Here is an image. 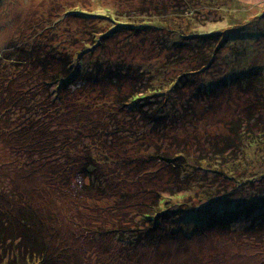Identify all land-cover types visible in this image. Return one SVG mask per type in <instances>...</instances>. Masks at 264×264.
Masks as SVG:
<instances>
[{"label": "trees", "instance_id": "1", "mask_svg": "<svg viewBox=\"0 0 264 264\" xmlns=\"http://www.w3.org/2000/svg\"><path fill=\"white\" fill-rule=\"evenodd\" d=\"M124 1L128 0H121ZM181 1L153 0V6L159 2L181 6ZM203 1L200 8L194 6L195 16L205 8L212 9V2L218 0ZM137 3L145 11L149 9L146 0ZM184 4L189 5L187 1ZM215 9L217 13V5ZM185 11L178 16L165 6V21L172 20L168 28L167 23L155 14L149 18L142 12L138 18L124 15L118 20L120 15L116 8L106 12L75 9L80 23L75 32L67 35L70 40L66 43L62 44L59 34L47 28L29 34L21 49L26 54L22 64L28 63L29 67L38 69L37 74L45 80L46 86L55 90L54 97L49 90L38 96L32 86H38L41 81L34 78L31 86L20 70L16 72L6 67L2 52L0 92L9 93L10 83L22 89L19 85L22 74L26 84H23L24 92L17 94L13 102L18 107L13 121L0 127V141L4 138L8 141L10 133H15L11 157L15 155L18 160L14 157V162L5 161L2 165L7 167L12 163L14 168L18 161L24 176H33V171L39 173L41 170V188L34 187L32 192H26L25 197L13 206L6 200L0 201V255L4 257L0 264L74 263L75 253L73 255L72 248L67 245V236L63 242L57 241L60 216L53 215L56 209L50 211L53 203L46 201L49 199L46 194L57 191V195H61L69 188L73 169L81 171L88 180L85 189L96 188L94 194L104 200L103 204L94 197L83 198L80 202L79 211H97L93 218V223L97 224L92 226V233L98 237L102 232L113 237L124 236L127 247L133 248L126 256L122 254L125 246L119 251L112 246L107 249L111 258L107 263L101 259L99 264H140L144 260L141 254L146 250L145 243L148 246L157 243L155 246L161 255L158 240L165 239L166 234L193 239L195 235L202 236L204 231L215 229L220 233L224 228L234 226L237 219L244 221L238 231L244 236L235 244L250 245L249 251L257 250L264 258V170L261 172L264 168V99L260 97L264 96V57H260L264 56V25L261 39L249 41V45L253 44L259 51L250 54L248 42L238 39L242 35H229L220 41L218 35L221 32L202 33L207 23L197 20L199 16L194 18L187 7ZM154 30L158 31L154 39L130 41L133 37L138 38L139 32L149 34ZM119 32L125 33L122 42ZM152 43L153 46L144 49ZM187 43H197L200 47L197 52L203 51L200 54L203 64L198 72L190 66L192 59L186 63L173 61L176 52L179 55ZM224 45L229 48L228 52L218 56L217 51ZM134 48L135 55H128ZM193 56L195 58V54ZM20 57L18 49L11 55L16 66L20 65L17 60ZM148 98L154 100L150 107L145 103ZM218 99L237 112L227 123L215 115L214 109L222 104ZM29 100L33 101V107L40 104L43 109L46 104L51 107L42 113L27 112ZM252 121L255 131L249 127ZM47 123L60 138L71 134L73 142L59 143L54 152H48ZM240 123H244L245 131H239ZM224 125L231 133L225 134ZM217 126L221 127V133L217 132ZM257 127L260 128L258 131ZM32 128L33 135L30 133ZM79 140L86 146L85 150L78 149L84 147ZM74 141L78 143L76 149ZM226 143L236 148L228 151L221 148ZM142 162L152 167L148 171L151 175L161 166L167 168L168 192L184 184V194L173 192L178 200L176 203L169 204V198L163 196L166 190L157 185L160 191L136 189L132 190V197L128 196L125 185L140 183L147 174L142 171ZM217 173L237 182L242 179L251 182L249 174L252 173L253 178H262L257 181L262 185L256 196L248 193L254 192L249 188L254 185L252 183L247 186V191L237 192V195H233L234 190H225L220 195L212 187L215 179L211 177ZM2 189L5 192L7 186L0 187ZM151 194L156 200L141 209L150 202ZM33 195L38 196V200ZM186 196L197 203H188ZM133 197L140 198L131 205L127 199ZM168 205L178 209L167 215L172 211L166 212ZM123 207L129 214L123 221L111 223L104 231L97 227L101 222L118 217V210ZM135 214L142 222L132 219ZM6 252L8 255L4 256ZM211 255L210 264L246 263L235 260L231 254L224 260L216 259L214 252ZM84 261L79 258V264H85Z\"/></svg>", "mask_w": 264, "mask_h": 264}, {"label": "rangeland", "instance_id": "2", "mask_svg": "<svg viewBox=\"0 0 264 264\" xmlns=\"http://www.w3.org/2000/svg\"><path fill=\"white\" fill-rule=\"evenodd\" d=\"M139 1L141 0H128L124 2H121V0H0V56L3 52V63L6 64V67L11 69L13 68L16 72L17 70H20L26 76L25 81L31 86L32 82L34 81V78L41 81L38 86H32V90L34 89L38 91V96H40L42 93H45L44 90H49V93H51V95L54 97L56 93L55 90L52 86L48 84L46 86L45 80L41 78L39 74H37L38 69H34L33 66L29 67V65H27L28 63L22 64L26 58V54L22 52L21 49L24 46L23 44L26 43L25 38L29 34H33L34 32H36V30H40L41 28H47L48 31L50 30L56 35L59 34L60 39L62 40V44L69 41L70 39L67 37V35L71 34V32H75V27H77L78 23H80L77 19V16L74 14L75 9L77 11L87 10L94 12H106L108 9L116 8L117 12H119L120 15L118 16V20H120V17L124 15H133L134 18H138L137 16H139L140 13L145 12V15L149 18L151 17V14H155L157 17H160L164 20V22L167 23L168 28H170L169 22L172 24V20L165 21V6L166 10L171 9V11L175 15H178V13L182 14L186 12L185 7H187L188 11L192 13L191 15L194 18H197L199 16L197 20H203L207 23L206 25H204V32L202 33H208L210 31H219L221 32L218 35L220 41L229 35V37H231L235 34H240L242 35V37H238V39L245 40L246 42H248L247 44L249 45L250 40L253 42H257L262 37L261 27L264 25V0H218L215 3L212 2V9L209 7L208 4H206V7L209 8L203 9V12L200 14L197 13L196 16L194 15V13H196V10L193 11V8L194 6L198 8L203 6V0H185V2L187 1V3L189 4L188 6H186L187 4H184V0L181 1V6H178L176 4L171 6L167 5V3L165 5V2H169L170 0H165V2H159L158 4L153 6V0H146V3L149 6V9L147 8L146 11L143 7H139L141 6L137 3ZM212 4L210 3L211 6ZM216 5L218 7L217 13L215 9ZM191 8L192 10H189ZM134 20L136 22V19ZM175 20L180 21V19ZM193 25L194 27L196 26L195 24ZM163 32L165 33V29H163ZM123 34L125 33H118L119 36L121 35V42L124 40ZM138 34V38L133 37L132 39H130V41L137 43L141 38L147 39V37H152L154 39V37L158 36V31L154 30L153 33L149 34L139 32ZM159 37L161 36L159 35ZM227 39L228 41H231L229 40V38ZM153 45L154 43L144 47V49ZM226 45L222 46L220 50L217 51L218 56L228 52L229 48ZM252 45L253 44L249 45L248 47V51L250 52V54H254L255 52L259 51L258 48H255ZM199 48L200 47L197 43H187L181 48V52L179 55L178 52H176V58L173 61L175 63H186L190 62L192 59L190 66H192V68H194L198 72L202 67L201 64H203L201 60L202 56H200V54H203V51L199 50L197 52ZM17 49L18 52L21 54L20 58H16L18 61H20V65L18 66H16L15 61H13L15 60V58H11V55H15ZM135 53L136 48L130 50L128 55L134 56ZM145 53L151 54L150 51H146ZM194 54L195 58L193 56ZM260 57L264 56L261 55ZM219 59L221 65L223 56H221V58ZM1 62L2 61L0 60V63ZM184 65L185 64H182V66ZM175 72L178 74V71ZM3 74H7V72H3ZM23 74L22 77H20L19 83L22 89L23 84H25ZM10 86L11 87L9 93L0 92V127H5L7 124L13 121V114L16 115L18 112V107L17 105H13V102L16 100L17 94H19L20 92H24V89H20L19 86L16 84L10 83ZM260 97L264 99V96ZM218 100L221 101V99ZM155 101L158 103L161 102V100ZM152 102H154L153 99H146V107H150V103ZM221 103L222 104L218 105V107L214 109V112H216L215 115L218 116L217 118H223L225 120V123H227V120L230 121L231 118L237 115V112H233V107L225 106V103L222 101ZM24 104L25 101L22 104V111L24 110ZM26 106V111L31 113H42L44 109L51 107L48 106V104H46V107L44 109L41 107V104L38 105V107H33L32 100L26 102ZM243 125L244 123H240L239 131H245V127L243 128ZM46 127L47 134H45V136L49 138V140H47L48 152H54L55 149L58 148L57 144L59 143L64 144L66 142L67 144V142H73L74 137L71 134H69L68 137L64 135V138H60L59 133L55 131V129L51 126L50 123H47ZM249 127H251L253 131L256 130L254 121L249 123ZM224 128L225 134L231 133L230 130H226V125H224ZM257 128L258 131L260 128ZM220 129L221 127L217 126V130H219L217 132L221 133ZM30 133L31 135H33V128L32 130H30ZM14 135V132L10 133L8 141L5 138L0 141V187L7 186V190L5 192L3 191V189L2 191L0 190V201L6 200L11 203L10 206L15 205L16 202L23 199L26 195V192H32L34 187H37L39 189L41 188V182L39 181L41 170H39V173H37L38 171H33V176L29 174H27V176H24V171L19 168L18 161H16V166L14 168L12 166V163L7 165V167L2 165V163L5 161L14 162L15 159L18 160L15 155V159L14 157H11L13 156L14 152L12 150V146L14 145ZM78 143H81V146H84L81 140H79ZM78 143L75 142L73 144L75 149L78 148ZM225 145L221 146V148H225L228 151L229 148H231V146H229L230 143H226ZM84 148H86V146L78 149L85 150ZM235 148L236 147L234 146L233 148H231V150ZM22 152L23 151L20 150V153ZM141 168L143 172L147 173L142 178L143 180L140 181V183L131 182V186L130 183L125 185L128 188L129 197L133 196L132 190L135 191L136 189H153V191H160L158 187H160L161 190H166V187L169 188V185H167L168 183H166L168 180H165V178H169L167 168L163 169L164 167L161 166L160 170H153L156 172L152 175L148 172L150 169H152L149 164L142 162ZM263 170L264 168L261 172H263ZM71 172L72 173L70 174V180L68 181L70 184L69 188L61 192V195H57V191H55L54 193L46 194L49 198L48 200H46L47 203H49V201L53 203V205L50 206L51 208H49V210L51 211V209H56V213H54L53 215L60 216V221L57 222L60 228L57 231L58 243L63 242L64 238H66L67 236V245L72 248V254L74 255L75 253V255L73 256V258L75 257L73 264H79V258L84 259L85 264H99V260L101 259H104L107 263L108 260L111 258L107 249L112 248V246H114V248H116V250L118 251L125 246L124 252L122 254H125L127 256L130 253L129 251L133 250V248L127 247V244L125 243L127 241L124 239V236L113 237L110 236V233L107 234L105 232H102L99 233L100 237H98L96 236V234L92 233V226L97 224L93 223V218H95L97 211H79L80 202L83 198L92 199L93 197L96 198L102 204L104 203V200L98 199V197L94 194L96 192V188H90L89 186L87 189H85V184H87L88 180L84 178V176L82 175L83 173H81V171L73 169ZM253 176L254 175L252 173L249 174V179H251V182H248L245 179H242L241 181L237 182V180L230 179L229 177L224 178L220 173H217L216 175L211 177L212 179H215V183L214 185H212V187L214 190H218L220 195H222L221 193H224L225 190H234L232 192L234 193L233 195H237V192L247 191V186L249 185V183H252L254 185L249 188L251 190H254V192L249 191L248 193L256 196L262 185H258L257 181H260L262 178H253ZM114 180L118 179L114 178ZM152 181H155L154 184H151ZM262 181H264V179H262ZM160 184L163 187L160 186ZM155 185H157L158 187ZM179 186L180 187L176 186L169 189L170 192L166 190L165 193H163V196L165 198H169V204L176 203V201H178L177 198H175L176 196H173V192H177L178 194H184V184ZM8 187L11 189L10 193H8ZM33 197H35V200H38V196L33 195ZM101 197L103 196L101 195ZM139 198L140 197H133L132 200H130L129 198L127 200H129L130 204L132 205ZM154 198H156L154 194H151L149 200L150 202H147L142 205L141 209L148 205H152V203L156 200ZM119 200H121V198ZM185 201H188V203L191 204L197 203L195 199L189 198L188 196L185 197ZM200 202H203V200ZM205 202L206 200H204V203ZM122 203L124 204L125 202ZM45 206H48V204H45ZM168 206L169 207L166 212L169 209H172V211L168 212L167 215L178 209L175 208L174 205L172 208L170 207V205ZM118 212V217L112 219L110 222H101V224H98L97 227H100V229L104 231V228L109 226L111 223L116 222L118 220L119 222L123 221L129 215L127 208L124 209V207L118 210ZM48 216H50L49 213ZM132 219L137 222H142V219L139 218L137 214H135ZM127 220H129V218ZM119 222L118 229L120 228ZM243 224L244 221L237 219L234 226L226 227L221 230L220 233L214 231L215 229L210 231H204L202 236L200 237L195 235V239L193 237V239L183 238L180 235L176 237H171L166 234L165 239L161 238L158 240V242H160L158 244V247L162 252L161 255L159 253V250H157V247L155 246L157 245V243H151L149 244V246L147 243L143 245L146 250L143 254H141V259L143 258L144 260H141L140 264H210L213 259L211 255L213 252L215 255H217L216 259L219 260L229 258V255L231 254L232 257L235 256V260H243L246 262L245 264H262V259L264 258H261L262 255H260L257 250L249 251L247 248H250V245L247 244H235L236 242H240L241 237L244 236L243 232H241V234L238 233L239 226H242ZM131 237L132 235H130L129 238ZM139 250L141 249L139 248ZM144 254L147 257L144 256ZM6 255H8V252H6L4 256ZM164 255L165 257L163 258ZM159 257L161 258L159 259ZM2 259H4V257H1L0 255V261ZM136 260H138V257L136 258ZM223 262L225 264H228L227 261Z\"/></svg>", "mask_w": 264, "mask_h": 264}]
</instances>
